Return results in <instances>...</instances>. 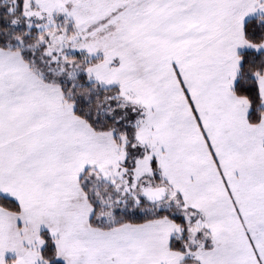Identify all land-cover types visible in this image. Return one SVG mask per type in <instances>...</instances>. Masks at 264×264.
Masks as SVG:
<instances>
[{"label":"snow or ice","instance_id":"6c2138e0","mask_svg":"<svg viewBox=\"0 0 264 264\" xmlns=\"http://www.w3.org/2000/svg\"><path fill=\"white\" fill-rule=\"evenodd\" d=\"M0 264H264V0H0Z\"/></svg>","mask_w":264,"mask_h":264}]
</instances>
